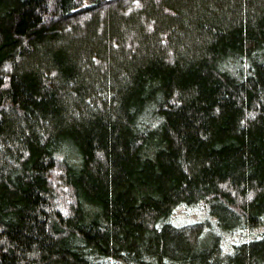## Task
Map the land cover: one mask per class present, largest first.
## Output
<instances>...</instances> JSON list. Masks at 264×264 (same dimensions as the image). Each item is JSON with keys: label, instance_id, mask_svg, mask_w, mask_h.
Returning a JSON list of instances; mask_svg holds the SVG:
<instances>
[{"label": "trees", "instance_id": "16d2710c", "mask_svg": "<svg viewBox=\"0 0 264 264\" xmlns=\"http://www.w3.org/2000/svg\"><path fill=\"white\" fill-rule=\"evenodd\" d=\"M0 264H264V0H0Z\"/></svg>", "mask_w": 264, "mask_h": 264}, {"label": "rangeland", "instance_id": "374dc122", "mask_svg": "<svg viewBox=\"0 0 264 264\" xmlns=\"http://www.w3.org/2000/svg\"><path fill=\"white\" fill-rule=\"evenodd\" d=\"M184 220H185V218L183 219L182 214H180V217H179L178 221L182 222Z\"/></svg>", "mask_w": 264, "mask_h": 264}]
</instances>
